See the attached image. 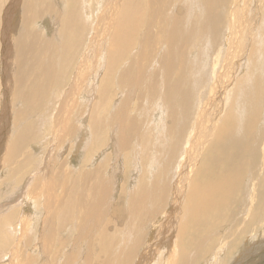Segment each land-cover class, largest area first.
Returning <instances> with one entry per match:
<instances>
[{"label": "rangeland", "instance_id": "obj_1", "mask_svg": "<svg viewBox=\"0 0 264 264\" xmlns=\"http://www.w3.org/2000/svg\"><path fill=\"white\" fill-rule=\"evenodd\" d=\"M18 1H19V3H18ZM37 1H39V0H37ZM63 1L64 0H49L48 1L50 3V5L52 6L51 11L53 10V12H55L57 9L55 14L54 13L52 14V12L50 11L51 13H49V15L51 14L53 16V19H52L51 16L47 15L46 13H43L45 8L50 7L49 5H47V3H44V0H43V4L39 7H36V4L32 5L34 3V1H30V0L29 1H27V0H0V116L3 115L4 108H5L7 111V114L4 115L3 120L4 121L6 120V123H8L7 121H9L8 124L4 123V126L7 129L5 130L6 136L4 137L3 141H1L2 136L0 134V137H1L0 138V147L3 146L2 145V143H3L5 145L3 148L6 149V150L3 149L4 150L3 151L0 148V152L3 153L6 151L5 154L0 153V154H2V155H0V159H1L0 164H2L0 166V169L2 168L0 170V264H66V263L67 264H70V263L80 264L83 261L84 262L81 264H122V263L123 264H128V263L134 264V263H137L136 260L139 258V255L142 254V251L148 253L147 258L148 257L150 258V253L152 252L151 255L153 256V258L152 257L150 258V260H151L150 264H151V262H153L152 259H154V261H157V264H161L162 262H163V264H166V262L168 261L167 258L171 257L172 254L173 255L176 254V260H177V258L179 257V255L177 257V254L180 253V251H182L184 248H185L183 250L184 252H187V250L189 251V249H191L190 252H193V251L197 252L200 247L201 248L199 249V252H197V256L195 257L196 259L193 261L192 264H195L196 262H197L196 264H202V263L203 264H205V263L209 264L211 262H213L211 264H220V263L221 264L222 263L223 264H226V263L232 264L235 261V259L239 255H241V253H242L241 251L246 244L250 245V246H253V245L255 246V245H257L258 242L261 241L260 236L262 235V232H261V227H259V223H260V220H263V223H264V216L262 215V212H261V214L259 212V211H261V210H259L261 208H260V206H258V202H259V197H260L259 192L261 191L260 185L262 183V180H264V177H263L264 176V124H260V126L259 125L254 126L252 143L250 146H252L254 148V145L258 144L257 153L254 156L255 162L253 165L254 168H256V163L258 164V173H257V179L255 178V180H254L255 186L253 185V188H252V191H253L252 196L253 197L252 198L250 197V202L248 201L249 203L247 202V205L245 206L246 211L243 212L242 216L240 215L237 218V219H239L241 217L239 219L240 221L237 220L236 222H238V223L233 222V225L227 227L229 224L228 221H232V219H233L232 213L234 212V210L237 207L236 203H233L225 209L218 208L216 211H214L213 213L206 215V216H205V214H203V216L196 214V216L194 218H192L189 222L185 223L186 228H185V231L182 232L181 227L178 226V223L181 221V219H179V218L183 217V215L180 214L181 211L186 209L185 204L187 201H185V200H187L186 197H187L188 190L191 187L195 186L194 183L196 182L197 179H200L199 183H200L201 187L206 186L207 182L209 181V179L208 178L206 179V177L208 175H209L208 176L209 178L212 176H216L217 174H219L220 170L222 169V166L217 165L213 162H209V161H207L206 158H204L206 156L204 154V151L205 150L208 151V146L211 144L210 138L205 139V141L200 143V144L193 142L194 141V135H195L197 117L199 116V114L204 113V114H206V119H208V121H209V118L213 116L214 112H216L215 109H218L217 113H219V112L221 114L223 113L222 114V117H223L224 113L226 114L227 111L232 109V107L234 105V100H233V95H232L235 92L234 85L231 84L232 86L231 85L226 86L224 84L223 85L220 84L219 88L216 87L215 89L213 88L212 90H210V91L207 90L206 92H203V91H205V89L199 91L200 96H199L198 100H196V102H198V103H195L193 105V110H192V115H193L192 116L193 117L192 122L193 121L194 122L191 123V121H190L188 124V127L183 132L184 133V138H183L184 144L182 145L183 146L182 147L183 153H182V156L180 155L179 159L175 160V162L177 161L176 164L174 162L173 169L174 168H177V169H176V171H175V169L173 171V174L174 173H176V174H174V176H175V178L173 179L174 182L172 181L171 182L172 185H171L170 182L168 183L169 179L167 180L166 174L165 173L162 174V167H164L166 165L165 164L166 158H167V160H169V157H168L169 154L167 152H165L164 155L159 153L160 152L159 148H161V146H163L166 142H167L166 145L170 144V143H175L174 137L176 136V134L171 136V131H170V129H168V128H170V123H169L170 121H169V118L167 117L168 112L166 113L167 105L164 103V101L161 98V91L165 95L164 88L159 86L160 89L162 88L161 91L160 90L157 91L155 93V95H153V97L150 95L149 96L146 95L144 98L141 99L140 104L136 103V97L134 96L135 95L134 93H133V95H131L132 93L131 92L129 93L127 89L123 88V90H122V86L120 88L119 85L115 84L116 79H117V75H118V70L120 69L121 66H119L118 69H116V67H115L114 72L110 77L111 84H112L111 86H113L111 89L112 95L110 96L112 98L109 99V101L111 103L109 102V104H102V106H101V101L99 100V95L97 93V87H98V83H99L100 78H102L103 76H104L103 82L105 81V84L108 83L107 73L105 74V71H104L105 66H106V61H107L105 58H104L105 64H103L102 69H101L102 72H99V74H97V68H95L94 70H96L95 71L96 72L95 74H97L96 76H94L95 74H88V72H84L82 74V76H81V74L80 75L78 74V76L76 77V81H75V84L77 83L78 87H76V88H75V86L72 87L74 80H75V76H74L75 69H74V67L76 66L77 61H78L77 55L79 53V50L76 52L77 55H76V60L74 62V65H72V62L70 59L71 57H69L71 53H69L67 55L65 54L66 56L64 58L62 66L66 67V70L63 71L61 74H59V68H60L59 60L62 57V50L65 48V45L63 44V42H60L61 36H62V29H63L62 24L64 23V20L66 18V17H63L65 15V12H66L65 2H63ZM146 1H147V5L150 6V0H146ZM11 2L16 4V7H13L12 12L9 11L11 9H7L10 5L13 6ZM79 2H80V0H75L76 7L80 11V14H82V11H83L82 5L83 4H81V3H83V0H81L80 4H79ZM86 2H88L87 5L94 4L93 9H92L93 11H92L91 15H89V16L92 17L94 24L96 23L99 25V26L96 24H95L96 26L94 25L95 30H96V28H98L96 32H99V31L101 32L102 29L106 25H108L107 23L110 20V16H112L113 13H114L113 14L114 18L118 14V12L115 13L114 10H112L113 13L111 12V10H107L106 5H105L106 3L97 5L96 4L97 1H96V3H95V1L93 2V0H87ZM121 4H122V0H119V5H121ZM228 4H229V0H225L224 5L227 6ZM157 5H159V4H157ZM21 6H22V8H21ZM38 8L40 10H42V9L43 10L40 11ZM21 10H22V12H21ZM36 10H37V12H36ZM97 11L99 14L97 13ZM39 12H41L42 14ZM110 12H111V14H110ZM5 13L7 15H5ZM37 14H40L41 16L38 17ZM103 15H106V19L108 18V20L105 19V21H104V18L102 17ZM7 16H9V17H7ZM15 16L17 18H15ZM83 16L80 17V20H81V21L79 20L80 24L82 23L83 19L86 18L85 17L86 15H83ZM259 16L260 17H258V20L256 22V28H258V26L260 25V22L264 16V12L260 13ZM98 17L100 20L102 19L103 22H101L98 19ZM6 18H9V19H6ZM50 18L52 21H50ZM193 18H194V16L190 15V19H193ZM29 20H31V21L29 22ZM98 20L100 21V24H99ZM86 23L88 24V20L86 21ZM226 23H229V22L226 21ZM8 24L11 25L15 29V31L16 30L20 31V36H18V32L15 34L14 31L10 30L11 27ZM220 24L221 25L219 27H217V33L214 35H211L210 33L206 32L207 31L206 29L205 30L202 29L203 24H199V26L201 25L200 26L201 30L198 31L196 40H198V41L203 40V41H200L201 42V44H200V42H196V40H194L193 41L194 43L192 42L193 43L192 46H195V45L196 46H202L207 51H209L211 47H214V48L218 47L219 50H223L225 48H228V46L226 45L227 40L225 38V34L227 33L228 30L225 27L226 26L225 21H224V23H223V20L220 21ZM81 25H83V24H81ZM28 26H30V27L32 26L31 27L33 30L32 32H34V34H33L34 37L30 38L31 42L33 41L32 43L36 44V46H37V44L39 42L37 40V34L38 35L40 34L43 37H46L45 39H48L50 41V45L53 44V45H51V47L53 46L55 55L57 54L56 57L59 55L57 57L59 59H57V61H56L57 65L55 64L54 66H51L48 68V66L45 65V63L47 64V62L44 61V60H46L47 57L43 54L44 59H42L39 62V63H42L43 69H39V72L40 73H46V75L47 76L50 75V77H57L58 79L52 80V82L47 81L48 83L46 84L45 88L43 89V92H44L43 97H40L38 95L33 96V95H31V92L27 91L28 92L27 95L30 98V101L28 100V98H26V97H25L26 99L24 98V96H26V93H24V92H26L25 90L27 89L25 87H29L28 85L31 84L30 80H26V81H24V83H22L20 80L21 77L27 76V73L24 70L25 69L24 63H25L26 57L30 58L29 61L31 64H34V61L38 62V60H34L33 55L36 54L38 51H39V53H41L42 51H43L42 53H45L47 51L46 50L44 51L43 50L44 48L43 47L41 48V46L37 47L38 50L28 48L26 53L22 52L21 50H18V48H19V45H18L19 42L18 41H20L22 39L21 35H22V33L25 32V29ZM185 28H188V27L185 26ZM85 29H83V31H84L83 36L84 37L91 36V37H88V39H90L92 37L93 38L97 37L94 35L96 33H93L94 30L92 31V34H89L88 32L90 30H88V27H86ZM99 29H101V30H99ZM7 30H9L8 34H3V33H6ZM188 30H190V28H188ZM53 33H57V36L55 38L50 37V36H53ZM90 33H91V31H90ZM218 33H220V34H218ZM69 35H70V33H69ZM96 35L105 36L104 33H101V34L97 33ZM206 35H208V36H206ZM6 38L9 39V41L6 40ZM41 39L43 40V38H41ZM45 39H44V41H45ZM98 39H99V37L95 38V40H98ZM139 40H140V36H138L137 42H139ZM217 40L219 42H217ZM203 42H205V43H203ZM211 42H213V43H211ZM42 44L44 45V43H42ZM97 45H98V43L96 45H92V46H95L98 49V47H100V46L99 45L97 46ZM162 45H163L162 43L159 45H156L155 43H153L151 45L154 49L153 51H155L157 49V51H155L156 53L153 52V54L151 56L152 60H155L164 51V49L162 50V48H161ZM188 45H189V43H188ZM155 46H157V47H155ZM163 46H165V45H163ZM137 47L138 46L136 45V49H135V47L131 48L132 53L131 54L129 53L130 56L134 52H136ZM7 48H8V50H7ZM35 51H37V52L35 53ZM80 52H81V50H80ZM212 52H213V54H212ZM59 53H61V54H59ZM106 53H107V51H106ZM217 53H218L217 50H212L209 54H207L208 56L204 55L202 57V60H203L202 63L204 61H206V63L203 64V68L205 67V69H203V72H205V74L209 73L211 80H212L213 74H214L215 78H217L219 71L221 73V76H222L223 72L225 71L224 63H222V62L220 63L219 60L217 62H215V60H216L215 58L217 57V55H216ZM24 54H26V55L22 58L21 56ZM129 54H128V56H129ZM37 55H38V53L36 54L35 58H37ZM213 55H215L216 57ZM221 55H222V53L218 55V59ZM40 56H42V54H40ZM127 57H126V59H127ZM176 58L181 60V58L179 56H175V55L171 59L173 61V59L175 60ZM128 59L123 61V64L126 63L128 61ZM139 59L134 63L136 65H137V63H139L140 66H138V69L143 71L142 73H146L148 67H154V66H150V63L149 62L147 63L146 59L145 60H143L141 58H139ZM222 59H224V57ZM23 60H24V62H23ZM68 61H69V63H68ZM166 61L168 63L169 57H168V59H166L164 61H163V59H161L160 66H161V64L163 65V63L165 64ZM176 62H178V60ZM13 64H14V66H12ZM141 64H144V65H141ZM193 65H194L193 69L196 72L197 71L196 69H197V67H199V65L196 62H193ZM12 67H14V68H12ZM208 67H209V71H208ZM184 69H186V67L185 68L183 67L182 71ZM14 70H16V71H14ZM177 70H178V67L177 68L175 67L174 69H172V67H171V73H175ZM188 70L189 69L186 70V72H187L186 77L188 76V78H189L190 73H188L189 72ZM212 70H213V72H212ZM242 71H240V73H242ZM5 72L7 73L6 75H5ZM164 73L166 75L168 73V75H169V76L167 75L168 77H171V76H173V78L175 77L174 76L175 74H170V72H168L166 70L164 71ZM80 77H81V79H80ZM95 77L97 78V85H96V88L94 90L93 86H94V80H95L94 78ZM175 78H177V77H175ZM9 79H11V81ZM36 79H38V78H36ZM17 80H20V82H18ZM162 81H163V79H162ZM172 81H174V80L172 79ZM2 82H3V84H2ZM159 82H158V84H159ZM163 82H165V80ZM225 83H227V82H225ZM179 84L181 85L180 82H179ZM180 85L178 86L179 89L177 87H174L173 89H175V90L170 92L173 95V98L175 97V99H173V98L169 99L171 101H174V103L178 104V107L180 106L181 101L179 98L178 99L176 98V96L180 97L179 93H177V92L187 91L186 90L187 85L186 86L184 85V87H182L183 85H181V88H180ZM3 86H6V88H4ZM124 86H126V85L124 84L123 87ZM9 87H11V89ZM68 87H71V89L68 90V91H70L69 93H71V94H69L68 97H65ZM74 88L76 90H73ZM87 88L91 91H89ZM184 88H185V90H184ZM231 88H232V90H231ZM146 89H148V88H146ZM37 90H38V87L36 89H34L33 91H37ZM72 90L74 91V93L77 91L76 95L72 94L73 93ZM78 90H80V91L78 92ZM85 90H87V91H85ZM215 90L217 91L218 94L216 93ZM122 91H123V93H122ZM127 92L130 95L127 94ZM159 92H160V94L158 95ZM173 93H176L177 95L173 94ZM202 93H203V96H202ZM208 93L210 94V96ZM207 94H208V97H207ZM130 96L133 99L135 97V99L133 100L132 98H130ZM205 96L207 97V99H205L206 98ZM65 98H67V99H65ZM121 98H123V99H121ZM154 98H155V100H154ZM211 98H213V99H211ZM163 99H165V96H163ZM199 99H200V101H199ZM223 99H225V101ZM9 100H10V102H9ZM211 100H213V101H211ZM201 101L203 104H201ZM223 101L225 104L223 103ZM69 102H72V103H69ZM219 102H220V105H219ZM215 103L216 104L218 103L217 106H214ZM10 104L12 105V107ZM198 104L199 105L201 104V107L202 106L203 107L202 108L200 106L198 107ZM108 105H109V107H108ZM126 105H128V106H126ZM225 105L227 106V108ZM68 106H69V108H68ZM163 106H164V108H163ZM174 106H175V104H174ZM262 106L264 107V101L259 106L260 110L263 108ZM103 107H105V108L103 109ZM211 107H212V110L209 109ZM213 107H214V109H213ZM25 108L26 109L34 108L35 110H33V112H31L30 113L31 115H30V114H26ZM152 108H153V110H152ZM197 108H199V110H201V111H199V113H198ZM219 108H221L220 109L221 111L219 110ZM222 108H223V110H222ZM22 109H23V111H22ZM119 109L121 111H119ZM202 109H204V110H202ZM224 110L226 112H224ZM103 111H105V112H103ZM116 111H118V112H116ZM123 111H125V112H123ZM18 113H19V115H18ZM33 113H36V114H33ZM62 113H64V114H62ZM103 113L107 114V115H103V116H105V117H103L104 118L103 119L104 124L111 123V126H109V127H110V129L113 128V130L118 129L117 127H120V126L126 128V129L130 128L129 122H130V119L134 116L137 125L132 127L129 130V133L131 134V135L129 134V136H131L130 137L131 142L132 143L136 142V143L133 145L130 142V139L125 140V137L124 138L118 137V140L116 141V139L113 137V133H112L113 130L112 131L108 130L107 133L109 134V132H110V138L104 142L105 144L103 143L104 145L102 144V145L96 147L94 152H91L89 149H90V144L92 143V138H93V135H92L93 127L90 126V121L91 122L98 121L100 116ZM126 114H127V116H126ZM221 114H220V116H221ZM23 115H25V117H23ZM28 115H30V116L28 117ZM62 115H64L65 119L62 118L63 117ZM214 115H216L217 119L216 118L215 119L218 122L219 119L217 117V114H214ZM5 116H7V117H5ZM258 116L260 118L262 116H264V108L260 111ZM41 117H44V118L42 119ZM206 119H203V121H207ZM144 120H145V122H144ZM20 121H21V123H20ZM35 121H37V122H35ZM48 121H50L51 123H49ZM138 121H140V122H138ZM61 122H63V123H61ZM114 122L116 123V125ZM26 123L27 124L34 123V125L29 129L28 133L23 134L25 136V138L22 139L20 142H18L19 138H17V135H16L17 128L21 129L20 125H25ZM53 123L55 124V127H53L54 126ZM56 123H57V126H56ZM60 123H61V125H60ZM143 123H145V124H143ZM49 124H53V125H49ZM62 124H64V125H62ZM112 124L116 128L113 127ZM58 125L60 126V128H58L59 127ZM219 125H220V123L218 124V126ZM178 126L180 128L181 124H179ZM136 127H137V130H136ZM0 128H2L1 124H0ZM162 128L164 129L163 131H162ZM149 129H151V130H149ZM145 130L147 131L146 132L147 136H151L150 138L152 140L149 139L150 142L149 141L139 142V141H141V136H142L143 132H145ZM111 133H112V135H111ZM10 135H13V136H11V138H10ZM254 135L259 139L258 142H256L254 140ZM50 136H51V138H50ZM132 140H134V142ZM151 141H152V143H151ZM159 142H160V144H159ZM207 142H208V144H207ZM192 143L196 144V146L192 145ZM116 144H117V146H116ZM130 144H132V146ZM155 144H156V146H155ZM191 145L193 146V148H191L192 147ZM134 146L137 147V150H136V147L134 148ZM187 146H189V147H187ZM198 146L200 148H198ZM123 148H124V150H123ZM125 148H127V150H129V153L125 152V151H127V150H125ZM163 148L164 149L168 148V146L163 147ZM201 148H202V150H201ZM215 149H217V148H215ZM198 150H199V152L201 150V152L199 153ZM46 151H48V152H46ZM135 151H136V153H135ZM146 151L148 154L146 153ZM190 151H191V153H190ZM89 152H90V154H89ZM51 153H52V155H50ZM127 153L131 154V155L126 156V155H128ZM187 154L188 155L190 154V156H187ZM192 154L193 155L196 154L195 157H192L193 156ZM199 154H203V157L199 158L198 157ZM124 155L127 159L124 157ZM185 156L188 157L187 160H186V158H184ZM132 157H134V158H132ZM135 157L138 159L139 163L137 160L136 161L134 160V159H136ZM43 158L44 159L47 158L49 160H47V159L44 160ZM148 158H149V161H148ZM155 159H156V162H154ZM158 159H160V160L162 159V160L159 162ZM172 159H174V157H172ZM251 159L252 158H250V160H249L250 162H251ZM128 160H129V162H128ZM133 160H134V163H133ZM144 160H146V161L143 162ZM194 160H195V162H194ZM200 160H202L203 162ZM148 163L151 164L152 166L149 165ZM46 164H48V165L46 166ZM181 164H183V165H181ZM169 165H168V167H169ZM186 165H190L191 167L193 166L192 169L194 168V171H195L194 175H191L190 173L185 172V166ZM206 165H207V167H206ZM3 166H5V168ZM179 166H181V167H179ZM213 166L216 168V170H214ZM182 167H183V170H181ZM44 168H46V169H44ZM104 168L107 171L106 170L104 171ZM207 169H208V171L205 172ZM41 170H42V172H41ZM44 171L46 172V175H45ZM182 171L185 173L186 176L183 174ZM210 171H213V173L211 172L212 175H210L211 174ZM47 172H49V173H47ZM67 172H68V174H67ZM144 173H145V175H144ZM187 174H189V176ZM199 174H202V175H199ZM153 175H154V177H153ZM97 176H98L99 180L98 179L94 180L97 178ZM176 176H178V177H176ZM255 176H256V174L254 175V177ZM87 177L89 178V180L91 179V181L89 183H88L89 180L87 179ZM67 178H69L70 181L72 180V182L70 183L67 180ZM109 178H110V181H109ZM160 178H161V180H160ZM179 178H181V179H179ZM201 178H203L204 180ZM92 180H94L95 182ZM103 181L105 182L104 184H103ZM139 181L140 182L143 181V183H145V184H143V183L141 184ZM156 181H157V183H155ZM166 181H167V183H166ZM204 181H205V183H204ZM136 182L137 183L139 182V183L136 184ZM257 183H259V185ZM86 184H89V185H86ZM140 184H141V186H139ZM49 185L51 186V188ZM52 185H54L53 189H52ZM144 188L147 191H145ZM256 188L258 190H256ZM149 189H151L150 191L153 192V194L155 192V197L157 199L156 203H155V201H153L154 199L151 198V192L149 191ZM247 189H249V188H247ZM143 191L145 192V196H144ZM147 192H148V194H146ZM246 192H248V191H246ZM246 192L243 195H241L243 193V191L241 193H239L238 199L240 198L239 200H241L245 196ZM142 194H143V196H141ZM140 196H141V198H140ZM138 197H139V199H138ZM142 197H143V200H141ZM152 197H153V195H152ZM158 197H159L160 201L162 200L161 202L158 201ZM149 198H150V200L151 199H153V200L149 201ZM255 198H256V200H255ZM179 199H180V202L178 201ZM251 199H252V201H251ZM51 200H52V202L53 201L54 202L52 203ZM137 201L139 203H137ZM48 202H49V206H48ZM150 202H153L152 203L153 205L149 204ZM174 202H175V205H174ZM254 202L256 204H254ZM166 203H167V206L165 205ZM139 204H141L142 208L141 207L139 208V206H140ZM158 204L159 205L162 204L163 206L164 205L165 206L162 207V205H161V207H160ZM137 205H139V206H137ZM157 205H158V207H157ZM170 205H173V206H170ZM152 206H154V207L152 208ZM174 206H175V208H174ZM169 207H170V209H169ZM178 208H180L181 210ZM50 209L52 210L53 213H55V212L56 213L51 214L49 212V211H51ZM151 210H152V212H151ZM253 210H254V212H253ZM48 212L50 213V215ZM137 212H140L142 215H144L143 213H145L148 216L145 219L146 223H148L150 220H151V222H149V224H146L144 221V222H142V223H144L143 225L138 224V226H136L137 225V222L135 223L136 219L132 218V217H135V214ZM147 213L152 214V215H148ZM157 213H160V214H157ZM163 213H164V217H163ZM166 213H168L169 215ZM183 213H184V211H182V214ZM249 213H251V214H249ZM179 214L182 217H178ZM155 215L158 217L155 218ZM159 215H161V216L159 217ZM245 215H247V216H245ZM46 216H48V217H46ZM93 216H94V218H92ZM174 216L176 218H174ZM184 217H185V215H184ZM48 218H50V219H48ZM158 218H161V219H158ZM162 218H164L165 220L167 218L168 219L165 221ZM184 219H182V221ZM163 220L165 221V223L163 222ZM178 220H179V222H178ZM97 221H99V222L101 221V223H99ZM113 221H115V222H113ZM133 221L135 224L133 223ZM42 222H44V223H42ZM51 222H52V226H51ZM88 222L90 224V227L88 226L89 225ZM90 222H94V223H90ZM120 222H121V224H120ZM128 222L130 223V225L128 224ZM166 222L168 224H166ZM63 223H64V225H63ZM76 223H78V224H76ZM97 223H98L99 228L97 226ZM151 223H152V225H151ZM174 223H176V225ZM48 224H50V225H48ZM61 224H62V226H61ZM122 224H124V225H122ZM126 224H127V226H126ZM154 224H155V226H153ZM161 224H163L165 227L162 226V229H160L161 232L158 233L159 228H160V227H158V225L161 226ZM172 224H174L175 226ZM128 225L129 226L132 225V227H128ZM170 225L172 227H170ZM223 225H224V227H223ZM238 225H240V226H238ZM37 226H38V228H37ZM94 226H96V227H94ZM134 226H136V227H134ZM25 227H26V230L24 231ZM35 227H36V229H34ZM73 227L75 230L73 229ZM105 227H107V228H105ZM117 227H118V229H121V232L123 233V235H121L122 233L120 232V230H117ZM141 227H143V228L141 229ZM173 227H175V228H173ZM176 227H177L178 231H177ZM222 227H223V229H222ZM85 228L88 230H86ZM123 228H126V229L123 231ZM127 228H130V229H127ZM131 228L133 230H131ZM144 228L147 229L149 233H147L146 230H143ZM156 228H158V230H156ZM137 229H139L138 231L140 234L138 233ZM140 229H141V232H140ZM167 229H168V231H167ZM172 229H174V232H176V233H174ZM42 230L45 231L44 236H43ZM126 230H128L129 233H130V231L132 232L130 234L127 232L129 234V237H130V235H132V237H130V239L128 237V234L126 233ZM101 231H103V232L107 231L106 234H107L109 240L106 239V241H102V242L98 241ZM211 231L214 234L211 233ZM143 232L145 233V235L149 234V235H146V236H148L149 239L146 236L141 235V234H143ZM167 232H169V233H167ZM215 232H217L216 233L217 236H216ZM162 233L164 235H162ZM210 233H211V235H210ZM218 233H219V235H218ZM117 234H119L121 236L120 239L125 238L126 235H127V237L124 240H120L118 238L119 235H117ZM153 234H155V235L153 236ZM220 234H223V235H220ZM116 235H117V237H116ZM138 235L140 236V238ZM50 237H51V239H50ZM245 237L247 239H245ZM85 238H87V240ZM141 238H142V240H141V242H139ZM145 238H147V239L145 240ZM132 239H134V240H132ZM178 239H179V241H178ZM236 239H238V240H236ZM110 240H112V241H110ZM119 240L121 241L119 243L121 247L118 245ZM126 240H128L129 242L132 241V243L130 242V244H132V245L134 244L133 245L134 248L137 246L139 248L138 250L140 252H138L137 249H134V248L132 249V247H133L132 245H131L132 247L130 246L131 247L130 252L127 251L130 244H128L129 242ZM152 240H153V242H152ZM143 241H145V243ZM149 241H151V242H149ZM96 242H97V244H96ZM133 242H135V243H133ZM203 242H205V244ZM121 243H125L124 246L121 245ZM140 244H142V245L140 246ZM150 244H152V245H150ZM146 245H148V246H146ZM149 245H150V247H149ZM197 245H198V249L196 248ZM8 246L11 248L12 252ZM13 246L14 247L16 246V251H15V248ZM94 246H95V249L93 250L92 248ZM122 246L124 248L125 247H127V248L124 249ZM169 246H170V248L168 249ZM180 246L183 248H180ZM223 246H225V247L221 248ZM43 247L46 248V250ZM142 247L143 248L146 247V248L142 249ZM162 247H164V248H162ZM193 247L195 249H193ZM109 248L111 250H109ZM117 248L120 249V252H119V249H117ZM121 248L124 249L123 252H121L122 251ZM177 248L180 249V250L178 249L179 252H177ZM258 248H261V247H258ZM13 249H14V251H13ZM106 250H107V252L108 251H110V252L105 253ZM116 250H118V251H116ZM131 250H133V251H131ZM262 250L264 251V248ZM75 251L78 253L77 255H75L76 254ZM263 251H261L257 254L259 259H257L258 261L256 260V262H254V264H257L259 262V260L264 259V257H263L264 252ZM125 252L127 254H125ZM129 253H130V255H129ZM132 253H136V254H132ZM211 253H213L214 255L213 254L211 255ZM219 253H221V254H219ZM156 254H158V255H156ZM79 255H81V256H79ZM96 255H97V257H96ZM126 255H129V256L132 255L131 256L132 260L130 261L131 263L129 262V260L131 258L129 256L127 257ZM209 255H211V256H209ZM69 256H70V259H69ZM71 256H72V258H71ZM76 256H77V258H75ZM133 256H135L136 260L134 259ZM164 256H166L167 258H164ZM98 257L101 258L102 261L99 260ZM117 257H119V258H117ZM124 257H126V258H124ZM206 257H207V259H206ZM208 257H211V258H208ZM80 258H82V259H80ZM127 258H130V259H127ZM67 259H69V260H67ZM155 259H157V260H155ZM158 259L160 262H158ZM203 259H204L205 263H204V261H202ZM210 259L211 260L213 259L215 261H213V260L211 261ZM223 259H226V261ZM118 260H119V263H118ZM121 260H122V262H121ZM123 260L125 262L128 261V263L123 262ZM68 261H69V263H68ZM70 261H73V262H70ZM261 262H259V264H262Z\"/></svg>", "mask_w": 264, "mask_h": 264}, {"label": "bare ground", "instance_id": "obj_2", "mask_svg": "<svg viewBox=\"0 0 264 264\" xmlns=\"http://www.w3.org/2000/svg\"><path fill=\"white\" fill-rule=\"evenodd\" d=\"M29 1V0H27ZM30 1H34V3L32 5H35L36 4V7H39L43 4V0H30ZM49 0H44V3H47V5H49L50 7L48 8H45L44 12L43 13H46L47 15H49V13L52 12V14L55 12H53V10L51 11V5L50 3L48 2ZM87 0H83V3H81V0L79 2V4H83V11H82V14L83 15H86L85 19H83L82 23L83 25L80 24L79 20H80V17H82L83 15L80 14V11L77 9L76 7V4H75V0H64L63 2H65V9H66V12H65V15L63 17H66L65 20H64V23L62 24L63 26V29H62V36H61V41L60 42H63V44L65 45V48L62 50V57L60 58L59 60V65H60V68H59V74H61L63 71L66 70V67H63L62 64H63V61H64V58L67 54L71 53L69 57H71V62H72V65H74V62L76 60V52L79 50V53L77 55V64L76 66L74 67L75 69V73H74V76H75V80H74V83L72 85V87L77 86V83L75 84V81H76V77L78 76V74L82 76V74L84 72H88V74H95L96 70H94L95 68H97V74H99V72H102L101 69H102V66L103 64H105L104 62V58L107 60L106 61V66H105V74L107 73V78H108V83L105 84V81L103 82L104 80V76L102 78H100L99 80V83H98V87H97V93L99 95V100L101 101V106L102 104H109V99L112 98L110 97L112 95V92H111V89L113 86H111V80H110V77L111 75L113 74L114 72V69L116 67V69H118L119 66L120 69L118 70V75H117V79H116V82L115 84L119 85V87L121 88L122 86V90L123 88L127 89L128 92L132 93L131 95H133V93L135 94L134 96L136 97V103H141V99L144 98L146 95L147 96H152L155 95V93L157 91H161L160 87H163L164 88V93L165 95L163 94V92L161 91V98L162 100L164 101V103L167 105V117L169 118V123H170V131H171V136L175 135L176 136L174 137L175 138V143H170V144H167L166 143L161 146L160 149V154L164 155L165 152H167L169 154V160H167L166 158V162H165V166L162 167V174H166V178L167 180L169 179L168 183L173 181V179L175 178L174 173L173 174V171L177 168H174L173 169V165H174V162L176 159H179L180 158V155L182 156V153H183V150H182V145L184 144V130L188 127V124L189 122L191 121L192 122V110H193V105L195 103H198L196 102V100H198L199 98V91L200 90H204L203 92H206L207 90L210 91L212 90L213 88L215 89L216 87L219 88L220 84H224L226 86H230L231 84L234 85L235 87V92L233 95V100H234V105L232 107V109H230L229 111H227V113L223 115L222 117V114L219 112L217 113L218 109H215L216 112L213 113V116L209 118V121L208 119H206V114H199V116L197 117V122H196V128H195V135H194V143H202L205 141V139H208L210 138V141H211V144L208 146V151L205 150L204 151V154L206 155L204 158L207 159V161L209 162H213L217 165H220L222 166V169L220 170L219 174H217L216 176H212V177H206V179L208 178L209 181L207 182V185L204 186V187H201L200 183H199V180L200 179H197L196 182L194 183V187H191L188 192H187V197L185 201L186 202V209L185 210H182L184 211V213L182 214V211H181V215H185V219L179 214L178 217H182V218H179L181 219V221L179 222L178 220V226L181 227V230L182 232L185 231V228H186V222H189L192 218H194L197 215H200V216H203V214L206 215H209L211 213H213L214 211H216L218 208H222V209H225L227 208L229 205L233 204V203H236L237 207L236 209L234 210V212L232 213V221H228L229 224L227 227L233 225V222H236L237 219L240 215L242 216L243 212H245V206L247 205V202L249 201L250 202V197L252 198V194H253V191H252V188H253V185H254V180L255 178L257 179V173H258V164L256 163V168H254V156L256 155L257 153V146L258 144L254 145V148L251 145L252 143V136H253V132H254V126H257L260 124H264V116H262L261 118L258 116L260 111L264 108L260 110V105L261 103L264 101V16L260 22V25L258 26V28H256V22L258 20V17H260V13L264 12V0H229V4L227 6L224 5V2L225 0H150V6L147 5V1L146 0H122V4L119 5V0H93V2L97 1V5H100V4H105L106 5V8L107 10H114V12H118L117 16L114 18L113 17V14L112 16H110V20L108 21V25H106L102 31L100 32H96L98 28H96L95 30V26L98 25V24H94V21L92 19L91 16V13H92V9H93V5L94 4H90V5H87L88 2H86ZM14 2V1H13ZM51 2V1H50ZM10 3V2H9ZM12 3V2H11ZM19 3V1H18ZM26 3V2H25ZM7 4V3H6ZM58 4V3H57ZM159 4V5H157ZM13 6H9L7 9H11L9 10L10 12H12V9L13 7H16V4L15 3H12ZM19 5V4H18ZM81 6V7H82ZM7 7V6H6ZM26 7V6H25ZM22 8V6H21ZM29 8V7H28ZM6 9V10H7ZM26 9V8H25ZM39 9V8H38ZM53 9V8H52ZM40 10V9H39ZM43 10V9H42ZM40 10V11H42ZM8 11V12H9ZM24 11V10H23ZM26 11V10H25ZM51 11V12H50ZM101 11V10H100ZM22 12V10H21ZM37 12V10H36ZM96 12V11H95ZM110 12V14H111ZM41 13V12H39ZM98 13V11H97ZM42 14V13H41ZM45 14V15H46ZM99 14V13H98ZM5 15H7L5 13ZM13 15V14H12ZM38 17H40L41 15L40 14H37ZM81 15V16H80ZM107 15V14H106ZM106 15H103L102 17L104 18V21L106 19ZM190 15H193L194 18L193 19H190ZM18 16V15H17ZM49 16L52 17L53 19V16L50 14ZM95 16V15H94ZM98 16V15H97ZM9 17V16H7ZM19 17V16H18ZM57 17V16H56ZM84 17V16H83ZM91 17V18H90ZM108 17V16H107ZM15 18H17L15 16ZM21 18V17H20ZM43 18V17H42ZM6 19H9V18H6ZM99 19V17H98ZM261 19V18H260ZM88 20V24L86 23V21ZM100 20V19H99ZM98 20V21H99ZM108 20V18L106 19ZM223 20V23L225 21V27L226 29L228 30L227 33L225 34V38L227 40V43L226 45L228 46V48H225L223 50H219V48H214V47H211L209 51H207L205 48H203L202 46H192V44L194 43L193 41L196 40V37H197V33L198 31L201 30L199 24H203V28L202 29H206L208 33H210L211 35H214L217 33V27H219L221 24H220V21ZM24 21V20H23ZM31 20H29L30 22ZM50 21L51 18H50ZM81 21V20H80ZM101 22H103V20L101 19L100 20ZM100 21H99V24H100ZM229 22V23H226ZM26 22V21H25ZM28 22V21H27ZM28 22V23H29ZM97 22V21H96ZM8 23V22H7ZM21 23V22H20ZM26 24V23H25ZM32 24V23H31ZM9 25V24H8ZM33 25V24H32ZM95 25V26H94ZM10 30L14 31V33L16 34L18 32V36H20V31L16 30L11 26ZM15 26V25H14ZM26 26V25H25ZM99 26V25H98ZM188 27L190 28V30H188V28H185ZM32 27V26H31ZM30 26L26 27L25 29V32L22 33V39L20 41H18V45H19V48L18 50H21L22 52H27V49L30 48V49H34L36 50L38 46H41V48L43 47L44 51L46 50L47 52L45 53H39V51H35V53L37 52L38 55H37V58L36 57V54L33 55V58L34 60H38V62L34 61V64H31L29 59L30 58H27L26 57V60H25V63H24V66H25V72L27 73V76L25 77H21L20 80L22 83H24V81L26 80H30V83L28 86L29 87H25L27 88L24 92L26 93V96H24V98H28V100L30 101V98L28 97L27 93L28 92H31V95L33 96H40V97H43L44 95V92H43V89L45 88L46 84L48 83L47 81H51L52 80H57L58 78L57 77H50V75H46V73H40L39 72V69H43L42 67V63H39L42 59H44L43 57V54L47 57L46 61L47 64L45 63V65L49 67L51 66H54L55 64L57 65L56 61L57 58L56 55H55V52H54V49H53V46L51 47V44L50 45V41L48 39H45L46 37H43L42 35H38L37 34V40L39 41L37 46L36 44L32 43L30 38L34 37L33 34L34 32H32V28ZM86 27H88V30L90 31L88 32L89 34H92V31L93 33H104L105 36H99V35H96L94 34L95 38H98V40H95V38H90L88 39V37H91V36H88V37H84L83 34H84V31L83 29H85ZM86 30V29H85ZM101 30V29H99ZM24 31V30H23ZM9 30L6 31V33H3V34H8ZM38 32V31H37ZM87 32V31H86ZM205 32V33H206ZM70 33V35H69ZM43 34V33H42ZM203 34V33H202ZM220 34V33H218ZM103 35V34H102ZM57 36V33H53V36H50V37H53L55 38ZM138 36H140V40L139 42H137L138 40ZM199 36V35H198ZM204 36V35H203ZM208 36V35H206ZM8 37V36H7ZM43 38V40L41 39ZM45 39V41H44ZM51 39V38H50ZM58 39V38H57ZM198 39V38H197ZM6 40L9 41V39L6 38ZM44 41V42H43ZM52 41V40H51ZM200 41H203V40H200ZM198 40H196V42H200ZM209 41V40H208ZM193 42V43H192ZM217 42H219L217 40ZM44 43V45L42 44ZM52 43V42H51ZM98 43V45L100 47H95V46H92V45H96ZM153 43H155L156 45H159V44H163L165 46H161L162 50L164 49V51L155 59V60H152L151 56L154 53H156L155 51H157V49L155 51H153V47L151 46ZM189 43V45H188ZM205 43V42H203ZM202 43V44H203ZM213 43V42H211ZM42 44V45H41ZM201 44V42H200ZM9 45V44H8ZM97 45V46H98ZM136 45L138 46L137 47V50L136 52H134L131 56L130 54L132 53V50L131 48L132 47H135L136 49ZM13 46V45H12ZM60 46V45H59ZM92 46V47H91ZM157 47V46H155ZM166 47V48H165ZM208 47V46H207ZM11 48V47H10ZM8 50V48H7ZM38 50V49H37ZM42 50V49H41ZM81 50V52H80ZM134 50V49H133ZM212 50H217L218 53L216 54L217 57L215 55L214 58L216 59L215 62H217L218 60L220 61V63H224V66H225V71L223 72L222 76H221V73L219 71V74L217 75V78H215L214 74L212 75V80L210 79V74L207 73L205 74V72H203V69H205V67L203 68V64L206 63V61H204L202 63V57L204 55L208 56L207 54H209ZM10 51V50H9ZM56 51V50H55ZM107 51V53H106ZM131 51V52H130ZM159 52V51H158ZM20 53V52H19ZM130 53V54H129ZM222 55L219 57L218 59V55L221 54ZM40 54H42V56H40ZM61 54V53H59ZM66 54V55H65ZM80 54V55H79ZM129 54V56H128ZM191 54V55H190ZM213 54V52H212ZM26 54L22 55L21 57L23 58ZM179 56L181 58L180 59H173L172 61V57L173 56ZM20 56V55H19ZM128 56V57H127ZM20 57V58H21ZM68 57V58H69ZM128 61L126 63L123 64V61L127 60ZM169 57V61L167 63V61L165 62V64L163 63V65L161 64L160 66V63H161V59L166 60L168 59ZM224 57V59H222ZM21 58V59H22ZM139 58L147 61V63L149 62L150 63V66H154V67H148L147 68V72L146 73H142L143 71H141L140 69H138V66L139 63H137V65L134 63L136 62ZM123 59V60H122ZM154 59V58H153ZM160 59V60H159ZM140 60V59H139ZM178 60V62H176ZM180 60V61H179ZM205 60V59H204ZM214 60V59H213ZM21 61V60H20ZM24 62V60H23ZM140 62V61H139ZM175 62V63H174ZM180 62V63H179ZM193 62H196L199 67H197V71L195 72V70L193 69ZM214 62V61H213ZM7 63V62H6ZM18 63V62H17ZM69 63V61H68ZM123 64V65H122ZM216 64V63H215ZM58 65V66H59ZM141 65H144V64H141ZM148 65V64H147ZM212 65V64H211ZM14 66V64L12 65ZM57 66V67H58ZM208 66V65H207ZM4 67V66H3ZM56 67V68H57ZM171 67L172 69H174L175 67L177 68L178 67V70L175 72V73H171ZM185 68L183 71H182V68ZM214 67V66H213ZM10 68V67H9ZM14 68V67H12ZM17 68V67H16ZM58 69V68H57ZM189 69L188 73H190L189 75V78L188 76L186 77V70ZM207 69V68H206ZM5 70V69H4ZM10 70V69H9ZM50 70V69H49ZM145 70V69H144ZM168 71L170 72V74H175L174 76L177 77V78H173V76L171 77H168V73L167 75L164 73V71ZM243 70V71H242ZM12 71V70H11ZM16 71V70H14ZM208 71H209V67H208ZM240 71H242V73H240ZM2 72V71H1ZM46 72V71H45ZM183 72V73H182ZM213 72V70H212ZM9 73V72H8ZM4 74V73H3ZM7 73L5 72V75ZM14 74V73H13ZM87 74V75H88ZM97 74H95L94 76H96ZM238 74V75H237ZM102 75V74H101ZM99 76V75H98ZM97 76V77H98ZM11 77V76H10ZM38 78V79H36ZM79 78V77H78ZM85 78V77H84ZM8 79V78H7ZM6 79V80H7ZM81 79V77H80ZM83 79V78H82ZM94 90L96 88V85H97V78L95 77L94 78ZM165 80V82L162 81ZM172 79L174 81H172ZM11 81V79H9ZM20 80H17L18 82H20ZM167 80V81H166ZM3 81V80H2ZM160 81V82H159ZM5 82V81H4ZM159 82V84H158ZM173 82V83H172ZM175 82V83H174ZM179 82L181 83V85H183L182 87H184V85L187 87V91H179L177 93H179V96L180 97H177L176 98L180 99L181 101V104L180 106L178 107V104L174 103V101H171L169 100L170 98H173V95L170 93L172 92L174 87H177L180 85ZM227 82V83H225ZM6 83V82H5ZM50 83V82H49ZM83 83V82H82ZM3 84V82H2ZM8 84V83H7ZM126 85L123 87V85ZM181 85H180V88H181ZM231 85V86H232ZM148 86V87H147ZM2 87V86H1ZM4 88H6V86H3ZM8 87V86H7ZM38 87V90L37 91H33L34 89H36ZM11 89V87H9ZM73 89V90H76V89ZM80 88V87H79ZM83 88V87H82ZM81 88V89H82ZM117 88V87H116ZM148 88V89H146ZM228 88V87H227ZM71 87H68L67 89V92H66V95L65 97H68ZM78 89V88H77ZM86 89V88H85ZM88 89V88H87ZM92 89V88H91ZM179 89V88H178ZM177 89V90H178ZM223 89V88H222ZM7 90V89H6ZM72 90V94H75L77 93V91L74 93V91ZM89 90V89H88ZM183 90V89H182ZM185 90V88H184ZM232 90V88H231ZM28 91V92H27ZM80 90H78L79 92ZM83 91V90H82ZM87 91V90H85ZM91 91V90H89ZM116 91V90H115ZM119 91V90H118ZM126 91V90H125ZM124 91V92H125ZM216 91V90H215ZM4 92V91H3ZM93 92V91H92ZM121 92V91H120ZM127 92V94H129ZM212 92V91H211ZM8 93V92H7ZM116 93V92H115ZM123 93V91H122ZM217 93V91H216ZM223 93V92H222ZM6 94V93H5ZM10 94V93H9ZM80 94V93H79ZM85 94V93H84ZM92 94V93H91ZM160 94V92L158 93V95ZM172 96H171V95ZM173 94H176V93H173ZM209 94V93H208ZM208 94H207V97H208ZM218 94V93H217ZM221 94V93H220ZM2 95V94H1ZM25 95V94H24ZM126 95V94H125ZM130 95V94H129ZM177 95V94H176ZM206 95V94H205ZM216 95V94H215ZM10 96V95H9ZM32 96V97H33ZM89 96V95H88ZM117 96V95H116ZM163 96H165V99H163ZM175 96V95H174ZM202 96H203V93H202ZM210 96V94H209ZM5 97V96H4ZM70 97V96H69ZM134 97V99H135ZM155 97V96H154ZM159 97V96H158ZM206 97V96H205ZM207 97L205 99H207ZM212 97V96H211ZM220 97V96H219ZM25 98V99H26ZM115 98V97H114ZM130 98H132L130 96ZM151 98V97H150ZM149 98V99H150ZM224 98V97H223ZM36 99V98H35ZM67 99V98H65ZM123 99V98H121ZM133 99V98H132ZM133 99V100H134ZM153 99V98H152ZM158 99V98H157ZM175 99V97L173 98ZM201 99V98H200ZM199 99V101H200ZM213 99V98H211ZM11 100V99H10ZM9 100V102H10ZM71 100V99H70ZM151 100V99H150ZM155 100V98H154ZM160 100V99H159ZM217 100V99H216ZM215 100V101H216ZM222 100V99H221ZM225 101V99H223ZM231 100V99H230ZM27 101V100H26ZM113 101V100H112ZM149 101V100H148ZM152 101V100H151ZM203 101V100H202ZM201 101V104H203ZM213 101V100H211ZM223 101V103H224ZM158 102V101H157ZM162 102V101H161ZM218 102V101H217ZM5 103V102H4ZM8 103V102H7ZM26 103V102H25ZM32 103V102H31ZM69 103H72V102H69ZM111 103V102H110ZM116 103V102H115ZM151 103V102H150ZM208 103V102H207ZM13 104V103H12ZM64 104V103H63ZM163 104V103H162ZM175 104V106H174ZM201 104L199 105L198 104V107L200 106L201 107ZM213 104V103H212ZM216 104V103H215ZM214 106H217V104ZM225 104V103H224ZM9 105V104H8ZM11 105V104H10ZM66 105V104H65ZM87 105V104H86ZM119 105V104H118ZM219 105H220V102H219ZM218 105V106H219ZM223 105V104H222ZM14 106V105H13ZM61 106V105H60ZM104 106V105H103ZM122 106V105H121ZM120 106V107H121ZM128 106V105H126ZM226 106V105H225ZM12 107V105H11ZM67 107V106H66ZM65 107V108H66ZM109 107V105H108ZM203 107V106H202ZM201 107V108H202ZM209 107V106H208ZM223 107V106H222ZM69 108V106H68ZM85 108V107H84ZM105 107H103L104 109ZM129 108V107H128ZM164 108V106H163ZM206 108V107H205ZM227 108V106H226ZM229 108V107H228ZM10 109V108H9ZM26 109V108H25ZM67 109V108H66ZM208 109V108H207ZM210 110H212V107L209 108ZM214 109V107H213ZM221 108H219L220 110ZM33 110H35L34 108H28L25 110L26 114H30L31 112H33ZM62 110V109H61ZM109 110V109H108ZM151 110V109H150ZM153 110V108H152ZM198 110V113L199 111V108H197ZM204 110V109H202ZM223 110V108H222ZM228 110V109H227ZM11 111V110H10ZM23 111V109H22ZM112 111V110H111ZM119 111H121L119 109ZM126 111V110H125ZM123 111V112H125ZM129 111V110H128ZM221 111V110H220ZM69 112V111H68ZM105 112V111H103ZM118 112V111H116ZM146 112V111H145ZM203 112V111H202ZM224 112H226L224 110ZM263 112V111H262ZM65 113V112H64ZM62 113V114H64ZM133 113V112H132ZM149 113V112H148ZM7 114V111L6 109L4 108V113L2 116H0V124L2 125V128H0V134L2 136V140L4 139V137L6 136V129L5 126H4V123H6V120L4 121V115ZM25 114V115H26ZM33 114H36V113H33ZM112 114V113H111ZM145 114V113H144ZM150 114V113H149ZM194 114V113H193ZM214 114H217V117H218V122L216 121V115ZM221 114V116H220ZM19 115V113H18ZM25 115H23V117H25ZM31 115V114H30ZM28 115V117L30 116ZM103 115H107L105 113H103L99 120L98 121H93L91 122L90 121V126L93 127V131H92V135H93V138H92V143L90 144V151L91 152H94L95 148L102 145L107 139L110 138V132L109 134L107 133L108 130L109 131H112V129H110L109 126H111V123L109 124H104V121H103ZM131 115V114H130ZM195 115V114H194ZM209 115V114H208ZM212 115V114H211ZM220 117H219V116ZM261 115V114H260ZM8 116V115H7ZM5 116V117H7ZM58 116V115H57ZM64 118V115H62ZM66 116V115H65ZM117 116V115H116ZM127 116V114H126ZM133 116V115H132ZM151 116V115H150ZM196 116V115H195ZM10 117V116H9ZM27 117V118H28ZM113 117V116H112ZM149 117V116H148ZM153 117V116H152ZM42 119L44 117H41ZM61 118V117H60ZM59 118V119H60ZM119 118V117H118ZM216 118V119H215ZM9 119V118H8ZM65 119V118H64ZM129 119V118H128ZM203 119H206L207 121H203ZM10 120V119H9ZM68 120V119H67ZM108 120V119H107ZM124 120V119H123ZM122 120V121H123ZM194 120V119H193ZM45 121V120H44ZM111 121V120H110ZM118 121V120H117ZM163 121V120H162ZM9 123V121H7ZM11 122V121H10ZM37 122V121H35ZM43 122V121H42ZM41 122V123H42ZM49 123H51L50 121H48ZM54 122V121H53ZM106 122V121H105ZM112 122V121H111ZM128 122V121H127ZM140 122V121H138ZM145 122V120H144ZM152 122V121H151ZM217 122V123H216ZM6 123V124H8ZM21 123V121H20ZM63 123V122H61ZM60 123V125H61ZM115 123V122H114ZM121 123V122H120ZM125 123V122H124ZM166 123V122H165ZM190 123V124H191ZM220 123V125L218 126V124ZM45 124V123H44ZM54 124V123H53ZM53 124H49V125H53ZM130 128H124L122 126L120 127H117L118 129H114L112 131L113 133V137L116 139V141L118 140V137H121V138H124L125 137V140H128L130 139L131 136H129V130L136 126V120H135V117L133 116L131 119H130ZM145 124V123H143ZM161 124V123H160ZM168 124V123H167ZM179 124H181L180 128H179ZM34 125V123L32 124H25V125H20L19 128H17V131H16V135H17V138H19L18 142H20L22 139L25 138V136L23 134H26L29 132V129ZM64 125V124H62ZM116 125V123H115ZM147 125V124H146ZM145 125V126H146ZM162 125V124H161ZM56 126H57V123H56ZM59 126V125H58ZM113 127H115L113 124H112ZM119 126V125H118ZM163 126V125H162ZM169 126V125H168ZM216 126V127H215ZM258 126V127H259ZM9 127V126H8ZM47 127V126H46ZM50 127V126H49ZM55 127V124L54 126ZM147 127V126H146ZM167 127V126H166ZM15 128V129H16ZM60 128V126L58 127ZM67 128V127H66ZM116 128V127H115ZM14 129V130H15ZM19 129V130H18ZM148 129V128H147ZM136 130H137V127H136ZM151 130V129H149ZM164 129L162 128V131ZM9 131V130H8ZM46 131V130H45ZM13 132V131H12ZM62 132V131H61ZM138 132V131H137ZM146 130L145 132H143L142 136H141V141L139 142H145V141H149V139H151L150 137L151 136H147L146 134ZM111 133V135H112ZM161 133V132H160ZM11 134V133H10ZM123 134V135H122ZM152 134V133H151ZM192 134V133H191ZM131 135V134H130ZM11 136L13 135H10V138ZM109 136V137H108ZM186 136V135H185ZM55 137V136H54ZM53 137V138H54ZM138 137V136H137ZM51 138V136H50ZM134 138V137H133ZM190 139V138H189ZM203 139V140H202ZM7 140V139H6ZM16 140V139H15ZM54 140V139H53ZM124 140V141H125ZM152 140V139H151ZM168 140V139H167ZM166 140V141H167ZM188 140V139H187ZM254 140L256 142H258V138L254 135ZM122 141V140H121ZM134 142V140H132ZM169 141V140H168ZM207 141V140H206ZM7 142V141H6ZM5 142V143H6ZM130 142H131V139H130ZM150 142V141H149ZM162 142V141H161ZM173 142V141H172ZM189 142V141H188ZM119 143V142H118ZM117 143V144H118ZM125 143V142H124ZM132 143V142H131ZM136 142L132 143L133 145L135 144ZM152 143V141H151ZM164 143V142H163ZM192 143V145H195ZM7 144V143H6ZM105 144V143H104ZM103 144V145H104ZM116 144V146H117ZM132 144H130L132 146ZM160 144V142H159ZM158 144V145H159ZM208 144V142H207ZM2 147H0L2 150L5 149L3 148L5 145L2 143ZM127 145V144H126ZM157 145V146H158ZM191 145V146H192ZM7 146V145H6ZM115 146V145H114ZM156 146V144H155ZM154 146V147H155ZM168 146V148H163V147H166ZM200 146V145H199ZM198 146V148H200ZM102 147V146H101ZM122 147V146H121ZM136 146H134L135 148ZM189 147V146H187ZM206 147V146H205ZM193 148V146L191 147ZM204 148V147H203ZM217 148V149H215ZM9 149V148H8ZM121 149V148H120ZM184 149V148H183ZM255 149V150H254ZM6 150V149H5ZM124 150V148H123ZM125 150H127V148H125ZM136 150H137V147H136ZM139 150V149H138ZM190 150V149H189ZM188 150V151H189ZM193 150V149H192ZM197 150V149H196ZM202 150V148H201ZM200 150V152H201ZM216 150V151H215ZM4 151V150H3ZM131 151V150H130ZM194 151V150H193ZM207 151V152H206ZM48 152V151H46ZM88 152V151H87ZM120 152V151H119ZM125 152H128L129 153V150L125 151ZM132 152V151H131ZM139 152V151H138ZM137 152V153H138ZM195 152V151H194ZM199 152V150H198ZM199 152V153H200ZM2 153V152H0ZM4 154L6 153L3 152ZM2 153V154H3ZM127 153V154H128ZM136 153V151H135ZM140 153V152H139ZM138 153V154H139ZM145 153V152H144ZM147 153V151H146ZM191 153V151H190ZM207 153V154H206ZM0 154V155H2ZM90 154V152H89ZM134 154V153H133ZM148 154V153H147ZM155 154V153H154ZM157 154V153H156ZM197 154V153H196ZM195 154V155H196ZM44 155V154H43ZM49 155V154H48ZM52 155V153L50 154ZM123 155V154H122ZM131 154H128L126 156H129ZM153 155V154H152ZM193 155V154H192ZM191 155V156H192ZM195 155H193L192 157H195ZM135 156V155H134ZM139 156V155H138ZM137 156V157H138ZM154 156V155H153ZM166 156V155H165ZM184 156V155H183ZM187 156H190V154ZM187 156H185L184 158H186L187 160ZM4 157V156H3ZM125 157V155H124ZM167 157V156H166ZM172 157H174V159H172ZM199 158L203 157V154H199L198 156ZM5 158V157H4ZM118 158V157H117ZM126 158V157H125ZM130 158V157H129ZM128 158V159H129ZM134 158V157H132ZM136 158V157H135ZM139 158V157H138ZM144 158V157H143ZM146 158V157H145ZM251 159V162L249 161ZM3 159V158H2ZM44 159V158H43ZM47 159V158H45ZM44 159V160H45ZM127 159V158H126ZM131 159V158H130ZM1 160V159H0ZM49 160V159H47ZM46 160V161H47ZM52 160V159H51ZM135 161L138 159H134ZM134 160H133V163H134ZM159 162L162 160L158 159ZM190 160V159H189ZM188 160V161H189ZM193 160V159H192ZM198 160V159H197ZM196 160V161H197ZM4 161V160H3ZM43 161V160H42ZM146 160H144L143 162H145ZM148 161H149V158H148ZM202 161V160H200ZM129 162V160H128ZM127 162V163H128ZM156 162V159L155 161ZM172 162V163H171ZM177 162V161H176ZM175 162V164H176ZM195 162V160H194ZM203 162V161H202ZM104 163V162H103ZM137 163V162H136ZM139 163V161H138ZM150 163V162H149ZM148 163V164H149ZM171 163V164H170ZM49 164V163H48ZM46 164V166L48 165ZM131 164V163H130ZM144 164V163H143ZM156 164V163H155ZM159 164V163H158ZM163 164V163H162ZM170 164V165H169ZM179 164V163H178ZM177 164V165H178ZM193 164V163H192ZM196 164V163H195ZM198 164V163H197ZM200 164V163H199ZM210 164V163H209ZM2 164H0L1 166ZM134 165V164H133ZM136 165V164H135ZM151 165V164H149ZM169 165V167H168ZM183 165V164H181ZM106 166V165H105ZM152 166V165H151ZM205 166V165H204ZM5 168V166H3ZM8 167V166H7ZM107 167V166H106ZM148 167V166H147ZM154 167V166H153ZM175 167V166H174ZM181 167V166H179ZM178 167V168H179ZM193 167V166H192ZM192 167L190 165H186L185 166V172L186 173H190L191 175H194V168L192 169ZM207 167V165H206ZM214 167V166H213ZM212 167V168H213ZM50 168V167H49ZM52 168V167H51ZM210 168V167H209ZM211 168V169H212ZM218 168V167H217ZM2 169V168H1ZM0 169V170H1ZM46 169V168H44ZM54 169V168H53ZM153 169V168H152ZM196 169V168H195ZM206 169V168H205ZM106 169L104 168V171ZM139 170V169H138ZM179 170V169H178ZM181 170H183V167L181 168ZM214 170H216V168L214 167ZM219 170V169H218ZM46 171V170H45ZM44 171V172H45ZM51 171V170H50ZM107 171V170H106ZM150 171V170H149ZM180 171V170H179ZM208 169L205 171L207 172ZM42 172V170H41ZM183 172V171H182ZM201 172V171H200ZM213 173V171H210V173ZM49 173V172H47ZM180 173V172H179ZM212 173L210 175H212ZM51 174V173H50ZM68 174V172H67ZM66 174V175H67ZM183 174L185 175V173L183 172ZM256 174V176L254 177V175ZM45 175H46V172H45ZM49 175V174H48ZM145 175V173H144ZM189 176V174H187ZM199 175H202V174H199ZM99 176V175H98ZM98 176L96 179L94 180H97L98 179ZM108 176V175H107ZM186 176V175H185ZM187 176V177H188ZM72 177V176H71ZM86 177V176H85ZM93 177V176H92ZM154 177V175H153ZM158 177V176H157ZM156 177V178H157ZM178 177V176H176ZM181 177V176H180ZM198 177V176H197ZM264 177V176H263ZM106 178V177H105ZM165 178V179H166ZM87 179L89 180V178L87 177ZM181 179V178H179ZM203 179V178H201ZM67 180L71 183L72 180L70 181L69 178H67ZM92 180V181H94ZM99 180V179H98ZM106 180V179H105ZM161 180V178H160ZM183 180V179H182ZM186 180V179H185ZM204 180V179H203ZM91 181V179L88 181V183ZM109 181H110V178H109ZM165 181V180H164ZM163 181V182H164ZM180 181V180H179ZM184 181V180H183ZM206 181V180H205ZM204 181V183H205ZM47 182V181H46ZM67 182V181H66ZM68 182V183H69ZM87 182V181H86ZM95 182V181H94ZM140 182V181H139ZM138 182V183H139ZM162 182V181H161ZM174 182V181H173ZM188 182V181H187ZM69 183V184H70ZM105 182L103 181V184ZM136 182V184H138ZM141 184L143 183L140 182ZM147 183V182H146ZM154 183V182H153ZM157 183V181L155 182ZM165 183V182H164ZM167 183V181H166ZM202 183V182H201ZM256 183V182H255ZM50 184V183H49ZM92 184V183H91ZM90 184V185H91ZM102 184V183H101ZM110 184V183H109ZM141 184L139 186H141ZM145 184V183H143ZM148 184V183H147ZM176 184V183H175ZM180 184V183H179ZM259 185V183H257ZM44 185V184H43ZM86 185H89V184H86ZM172 185V184H171ZM205 185V184H204ZM46 186V185H45ZM50 186V185H49ZM53 186L52 185V189H53ZM146 186V185H145ZM144 186V187H145ZM149 186V185H148ZM157 186V185H156ZM168 186V185H167ZM170 186V185H169ZM189 186V185H188ZM255 186V185H254ZM51 188V186H50ZM55 188V187H54ZM132 188V187H131ZM146 188V187H145ZM144 188V189H145ZM148 188V187H147ZM249 188V189H247ZM260 188H261V191L259 192V202H258V206H260L261 212H262V215L264 216V180H262V183L260 185ZM152 189V188H151ZM149 189V191L151 190ZM176 190V189H175ZM256 190H258L256 188ZM125 191V190H124ZM123 191V192H124ZM145 191H147L145 189ZM154 191V190H153ZM174 191V190H173ZM243 191V193L241 195H243L246 191V194L245 196L239 200L238 199V194L241 193ZM252 191V192H251ZM144 192V191H143ZM151 192V191H150ZM166 192V191H165ZM176 192V191H175ZM48 193V192H47ZM108 193V192H107ZM126 193V192H125ZM168 193V192H167ZM256 193V192H255ZM148 194V192L146 193ZM150 194V193H149ZM171 194V193H170ZM173 194V193H172ZM178 194V193H177ZM183 194V193H182ZM153 195V197H152ZM181 195V194H180ZM184 195V194H183ZM240 195V196H241ZM47 196V195H46ZM130 196V195H129ZM133 196V195H132ZM143 196V194L141 195ZM140 196V198H141ZM144 196H145V192H144ZM147 196V195H146ZM159 196V195H158ZM127 197V196H126ZM150 197V196H149ZM54 198V197H53ZM56 198V197H55ZM58 198V197H57ZM148 198V197H147ZM151 200L157 201L156 197H155V192L153 194V192H151ZM174 198V197H173ZM50 199V198H49ZM118 199V198H117ZM116 199V200H117ZM139 199V197H138ZM182 199V198H181ZM254 199V198H253ZM54 200V199H53ZM131 200V199H130ZM143 200V197L142 199ZM148 200V199H147ZM150 198H149V201H151ZM183 200V199H182ZM256 200V198H255ZM118 201V200H117ZM145 201V200H144ZM158 201H160L159 197H158ZM162 201V200H161ZM160 201V202H161ZM180 202V199L178 200ZM190 201V202H189ZM252 201V199H251ZM45 202V201H44ZM52 202V200H51ZM54 202V201H53ZM52 202V203H53ZM136 202V201H135ZM142 202V201H141ZM148 202V201H147ZM172 202V201H171ZM184 202V201H183ZM248 202V203H249ZM62 203V202H61ZM137 203H139L137 201ZM153 202H150L149 204L153 205L152 204ZM188 203V204H187ZM240 203V204H239ZM252 203V202H251ZM250 203V204H251ZM63 204V203H62ZM146 204V203H145ZM144 204V205H145ZM148 204V203H147ZM163 204V203H162ZM162 204H158L160 207ZM178 204V203H177ZM254 204H256L254 202ZM51 205V204H50ZM136 205V204H135ZM140 205V206H139ZM137 206H139V208L141 207V204H139ZM157 205V207H158ZM167 206V203L165 204ZM164 205V206H165ZM174 205H175V202H174ZM48 206H49V202H48ZM143 206V205H142ZM162 205V207H164ZM170 206H173V205H170ZM254 206V205H253ZM149 207V206H148ZM154 206H152L153 208ZM251 207V206H250ZM51 208V207H50ZM64 208V207H63ZM142 208V207H141ZM175 208V206H174ZM252 208V207H251ZM48 209V208H47ZM46 209V210H47ZM65 209V208H64ZM101 209V208H100ZM103 209V208H102ZM155 209V208H154ZM159 209V208H158ZM161 209V208H160ZM170 209V207H169ZM180 209V208H178ZM253 209V208H252ZM51 210V209H50ZM181 210V209H180ZM49 211V210H48ZM154 211V210H153ZM162 211V210H161ZM164 211V210H163ZM179 211V210H178ZM51 214L53 213L52 210L49 211ZM48 212V213H49ZM64 212V211H63ZM62 212V213H63ZM108 212V211H107ZM148 212V211H147ZM152 212V210H151ZM254 212V210H253ZM49 213V215H50ZM56 213V212H55ZM53 213V214H55ZM65 213V212H64ZM149 213V212H148ZM147 213V214H148ZM248 213V212H247ZM144 215H142L140 212H137L135 214V217H132V218H135L136 221L135 223L137 222V225H143L146 219V217H148L145 213H143ZM157 214H160V213H157ZM168 214V213H166ZM251 214V213H249ZM48 215V216H49ZM148 215H152V214H148ZM162 215V214H161ZM159 215V217L161 216ZM169 215V214H168ZM248 215V214H247ZM245 215V216H247ZM258 215V214H257ZM46 216V217H48ZM52 216V215H51ZM56 216V215H55ZM59 216V215H58ZM176 216V215H175ZM174 216V218H176ZM244 216V215H243ZM44 217V216H43ZM96 217V216H95ZM116 217V216H115ZM152 217V216H151ZM158 217L155 215V218ZM163 217H164V213H163ZM177 217V218H178ZM54 218V217H53ZM94 218V216L92 217ZM166 218V217H165ZM247 218V217H246ZM260 218V217H259ZM47 219V218H46ZM50 219V218H48ZM150 219V218H149ZM153 219V218H152ZM158 219H161V218H158ZM164 219V218H162ZM168 219V218H167ZM166 219V220H167ZM182 219H184L182 221ZM93 220V219H92ZM104 220V219H103ZM125 220V219H124ZM132 220V219H131ZM155 220V219H154ZM165 220V219H164ZM163 220V222L165 223V221ZM231 220V219H230ZM259 220V219H258ZM47 221V220H46ZM91 221V220H90ZM102 221V220H101ZM101 221H97L99 223H101ZM133 221V223H134ZM158 221V220H157ZM161 221V220H160ZM170 221V220H169ZM240 221V220H239ZM57 222V221H56ZM73 222V221H72ZM81 222V221H80ZM103 222V221H102ZM115 222V221H113ZM130 222V221H129ZM128 222V224L130 225V223ZM151 222V220L149 221ZM145 223L146 224H149ZM162 222V221H161ZM171 222V221H170ZM44 223V222H42ZM48 223V222H47ZM46 223V224H47ZM50 223V222H49ZM90 223H94V222H90ZM125 223V222H124ZM134 223V224H135ZM142 223V224H141ZM238 223V222H236ZM241 223V222H240ZM256 223V222H255ZM263 223V220H260V223H259V227H261V232H262V235L260 236V242L257 243V245H253V246H250V245H245L244 248L242 249V253L241 255H239L235 261L232 263V264H254V262H256L257 259H259V257L257 256V254L261 251H263L262 249L264 248V223ZM78 224V223H76ZM86 224V223H85ZM89 224V222H88ZM87 224V225H88ZM116 224V223H115ZM121 224V222H120ZM145 224V225H146ZM166 224H168L166 222ZM165 224V225H166ZM176 225V223H174ZM172 224V225H174ZM258 224V223H257ZM3 225V224H2ZM21 225V224H20ZM50 225V224H48ZM64 225V223H63ZM92 225V224H91ZM101 225V224H100ZM124 225V224H122ZM128 227H132L129 226ZM152 225V223H151ZM150 225V226H151ZM174 225V226H175ZM51 226H52V222H51ZM62 226V224H61ZM60 226V227H61ZM73 226V225H72ZM90 227V224L88 225ZM97 226H98V223H97ZM127 226V224H126ZM134 226V227H136ZM155 226V224L153 225ZM152 226V227H153ZM157 226V225H156ZM162 226H164L163 224H161V226L158 225L159 228V232H161L160 229H162ZM240 226V225H238ZM50 227V226H49ZM92 227V226H91ZM96 227V226H94ZM103 227V226H102ZM111 227V226H110ZM116 227V226H115ZM151 227V228H152ZM165 227V226H164ZM170 227H172L170 225ZM224 227V225H223ZM222 227V229H223ZM234 227V226H233ZM19 228V227H18ZM38 228V226H37ZM69 228V227H68ZM87 228V227H86ZM85 228V229H86ZM99 228V226H98ZM107 228V227H105ZM143 227H141L142 229ZM148 228V227H147ZM167 228V227H166ZM175 228V227H173ZM221 228V227H220ZM240 228V227H239ZM21 229V228H20ZM36 229V227L34 228ZM60 229V228H59ZM74 229V227H73ZM115 229V228H114ZM126 228H123V231L125 230ZM127 229H130V228H127ZM141 229H140V232H141ZM177 229V227H176ZM175 229V230H176ZM219 229V228H218ZM227 229V228H226ZM229 229V228H228ZM235 229V228H234ZM253 229V228H252ZM26 230V227L24 229V231ZM75 230V229H74ZM88 230V229H86ZM90 230V229H89ZM102 230V229H101ZM117 230H120L121 232V229H118L117 227ZM131 230H133L131 228ZM136 230V229H135ZM139 229H137L138 231ZM143 230H146L147 233L148 230L147 229H143ZM156 230H158V228H156ZM173 232H174V229H172ZM225 230V229H224ZM239 230V229H238ZM36 231V230H35ZM43 231V230H42ZM92 231V230H91ZM116 231V230H115ZM164 231V230H163ZM168 231V229H167ZM178 231V229H177ZM217 231V230H216ZM228 231V230H227ZM237 231V230H236ZM254 231V230H253ZM257 231V230H256ZM34 232V231H33ZM44 232L43 231V236H44ZM107 232V231H106ZM106 232H103L101 231L100 233V236H99V242H102V241H106V239H108V236L106 234ZM129 233L128 230H126V233ZM145 232V231H144ZM143 232V234L141 235H149V234H146ZM226 232V231H225ZM240 232V231H239ZM40 233V232H39ZM48 233V232H47ZM97 233V232H96ZM122 233V232H121ZM127 233V234H128ZM130 233H132L130 231ZM129 233V234H130ZM137 233V232H136ZM139 233V231H138ZM137 233V234H138ZM157 233V234H158ZM169 233V232H167ZM166 233V234H167ZM176 233V232H174ZM179 233V232H178ZM209 233V232H208ZM211 233H213L211 231ZM210 233V235H211ZM217 232H215L216 234ZM236 233V232H235ZM42 234V233H41ZM76 234V233H75ZM74 234V235H75ZM125 234V233H124ZM129 234H128V237H129ZM136 234V235H137ZM140 234V233H139ZM156 234V235H157ZM214 234V233H213ZM232 234V233H231ZM250 234V233H249ZM252 234V233H251ZM119 235V234H117ZM116 235V237H117ZM123 235V233L121 234ZM135 235V234H134ZM155 234H153L154 236ZM162 235H164L162 233ZM178 235V234H177ZM176 235V236H177ZM219 235V233H218ZM220 235H223V234H220ZM256 235V234H255ZM52 236V235H51ZM120 236V235H119ZM118 238L120 239L121 236ZM139 236V235H138ZM152 236V237H153ZM171 236V235H170ZM206 236V235H205ZM208 236V235H207ZM217 236V234H216ZM115 237V236H114ZM115 237V238H116ZM127 237V235H126ZM123 238V239H120V240H124L126 239ZM130 237H132V235H130ZM129 237V239H130ZM148 238V236H146ZM166 237V236H165ZM203 237V236H202ZM201 237V238H202ZM211 237V236H210ZM209 237V238H210ZM233 237V236H232ZM251 237V236H250ZM45 238V237H44ZM82 238V237H81ZM117 238V239H118ZM140 238V236H139ZM144 238V237H143ZM145 238V240L147 239ZM51 239V237H50ZM87 240V238H85ZM113 239V238H112ZM128 239V238H127ZM149 239V238H148ZM160 239V238H159ZM245 239H247L245 237ZM109 240V239H108ZM118 242V245L120 246V241ZM134 240V239H132ZM142 238L140 239L139 242H141ZM162 240V239H161ZM164 240V239H163ZM172 240V239H171ZM199 240V239H198ZM238 240V239H236ZM259 240V239H258ZM112 241V240H110ZM128 241V240H126ZM179 241V239H178ZM202 241V240H201ZM235 241V240H234ZM83 242V241H82ZM124 242V241H123ZM129 242V241H128ZM132 243V241H130ZM130 242L128 244H130ZM145 243V241H143ZM151 242V241H149ZM153 242V240H152ZM174 242V241H173ZM207 242V241H206ZM209 242V241H208ZM117 243V242H116ZM127 243V242H126ZM135 243V242H133ZM167 243V242H166ZM175 243V242H174ZM205 244V242H203ZM218 243V242H217ZM234 243V242H233ZM26 244V243H25ZM97 244V242H96ZM125 243H121V245L124 246ZM173 244V243H172ZM181 244V243H180ZM199 244V243H198ZM202 244V243H201ZM203 244V245H204ZM94 245V244H93ZM92 245V246H93ZM130 244L129 245V248L127 249V251L130 252V249L131 247L134 245ZM142 244H140L141 246ZM152 245V244H150ZM149 245V247H150ZM174 245V244H173ZM200 245V244H199ZM222 245V244H221ZM24 246V245H23ZM28 246V245H27ZM122 246V247H123ZM131 246V247H130ZM136 246V245H135ZM148 246V245H146ZM218 246V245H217ZM232 246V245H231ZM230 246V247H231ZM9 247V246H8ZM14 247V246H13ZM121 247V246H120ZM119 247V248H120ZM137 247V246H136ZM134 248V246L132 247V249H139L138 247L137 248ZM167 247V246H166ZM216 247V246H215ZM225 246L221 247V248H224ZM229 247V248H230ZM233 247V246H232ZM258 247H261V248H258ZM10 248V247H9ZM15 248V251H16V246L14 247ZM44 248V247H43ZM117 248V249H119ZM124 248V247H123ZM121 248V252H123V250L127 247H125L124 249ZM146 248V247H144ZM142 247V249H144ZM157 248V247H156ZM160 248V247H159ZM164 248V247H162ZM170 248V246L168 247V249ZM180 248H183L180 246ZM198 249V245L196 247ZM201 248V247H200ZM199 248V249H200ZM228 248V249H229ZM18 249V248H17ZM21 249V248H20ZM46 250V248H44ZM93 250L95 249V246L92 248ZM167 249V248H166ZM176 249V248H175ZM174 249V250H175ZM179 248H177V252H179L178 250ZM185 249V248H184ZM183 249V250H184ZM193 249H195L193 247ZM199 249L197 252H199ZM215 249V248H214ZM236 249V248H235ZM234 249V250H235ZM240 249V248H239ZM11 250V248H10ZM109 250H111L109 248ZM141 250V249H140ZM158 250V249H157ZM165 250V249H164ZM163 250V251H164ZM180 251V253L177 254V257L179 255V257L177 258L176 260V254L175 255H171V257H166L164 256V258H167V262L166 264H192L193 261L196 259L195 257L197 256V252H190L191 249H189V251L187 250V252H184V251ZM220 250V249H219ZM14 251V249H13ZM118 251V250H116ZM133 251V250H131ZM145 251V250H144ZM148 251V250H147ZM161 251V250H160ZM226 251V250H225ZM12 252V250H11ZM76 252V251H75ZM110 252V251H108ZM107 250L105 253H108ZM119 252H120V249H119ZM138 252H140L138 250ZM151 252V251H150ZM220 252V251H219ZM228 252V251H227ZM264 252V251H263ZM171 253V252H170ZM235 253V252H234ZM15 254V253H14ZM78 253L76 252L75 255H77ZM119 254V253H118ZM125 254H127L125 252ZM132 254H136V253H132ZM141 254V253H140ZM152 252L150 253V258L153 256L151 255ZM165 254V253H164ZM213 253H211L212 255ZM218 254V253H217ZM221 254V253H219ZM229 254V253H228ZM263 254V253H262ZM9 255V254H8ZM100 255V254H99ZM98 255V256H99ZM106 255V254H105ZM108 255V254H107ZM130 255V253H129ZM129 255H126L127 257ZM147 255L148 253L146 252H143L142 251V254L139 255V258L136 260L135 259V256L134 259L137 261V263H134V264H150V258L148 257L147 258ZM158 255V254H156ZM169 255V256H170ZM209 255V256H211ZM214 255V254H213ZM224 255V254H223ZM17 256V255H16ZM73 256V255H72ZM71 256V258H72ZM81 256V255H79ZM121 256V255H120ZM132 256V255H131ZM131 256H129L131 258ZM162 256V255H161ZM216 256V255H215ZM83 257V256H82ZM97 257V255H96ZM95 257V258H96ZM158 257V256H157ZM160 257V256H159ZM213 257V256H212ZM218 257V256H217ZM226 257V256H225ZM263 257H264V254H263ZM67 258V257H66ZM77 258V256L75 257ZM119 258V257H117ZM126 258V257H124ZM130 258H127V259H130ZM208 258H211V257H208ZM223 258V257H222ZM69 259H70V256H69ZM67 259V260H69ZM82 259V258H80ZM99 260H101V258L98 257ZM122 259V258H121ZM161 259V258H160ZM207 259V257H206ZM24 260V259H23ZM62 260V259H61ZM65 260V259H64ZM132 260V258L129 260V262ZM153 262H151V264H157V261H154V259H152ZM157 260V259H155ZM211 260V259H210ZM213 260V259H212ZM211 260V261H212ZM226 261V259H223ZM74 261V260H73ZM73 261H70V262H73ZM82 261V260H81ZM102 261V260H101ZM107 261V260H106ZM127 261V260H126ZM204 261V259L202 260ZM215 261V260H213ZM222 261V260H221ZM258 261V260H257ZM262 261V262H261ZM66 262V261H65ZM80 262V261H79ZM84 262V261H83ZM81 262V263H83ZM122 262V260H121ZM123 262H125L123 260ZM133 262V261H132ZM158 262L159 259H158ZM177 262V263H176ZM217 262V261H216ZM259 262H261L262 264L264 263V259L263 260H259ZM259 262L257 264H259ZM69 263V261H68ZM80 263V264H81ZM109 263V262H108ZM118 263H119V260H118ZM125 263H128L125 262ZM131 263V262H130ZM197 263V262H196ZM195 263V264H196ZM205 263V261H204ZM213 263V262H211ZM209 263V264H211ZM225 263V262H224ZM67 264V263H66ZM72 264V263H70ZM78 264V263H77ZM123 264V263H122ZM129 264V263H128ZM132 264V263H131ZM163 264V262L161 263ZM203 264V263H202ZM206 264V263H205ZM221 264V263H220ZM223 264V263H222ZM227 264V263H226Z\"/></svg>", "mask_w": 264, "mask_h": 264}]
</instances>
